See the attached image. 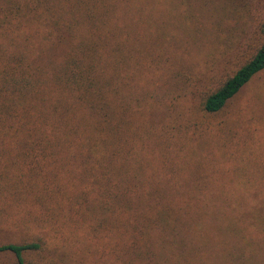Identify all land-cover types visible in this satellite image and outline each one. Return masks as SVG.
I'll use <instances>...</instances> for the list:
<instances>
[{"label":"rangeland","instance_id":"1","mask_svg":"<svg viewBox=\"0 0 264 264\" xmlns=\"http://www.w3.org/2000/svg\"><path fill=\"white\" fill-rule=\"evenodd\" d=\"M150 12L153 30L164 22L163 34L122 40L134 44L135 53L129 61L120 60L121 97L128 98L120 99L121 130L126 139L132 137L120 156V181L133 187L132 197L164 192L180 200L193 191L202 197H220L216 205L224 204L222 197L260 203L264 198V69L215 114L203 115L197 104L263 40L264 0H166L152 3ZM126 19L120 15L121 24L126 25ZM139 29L145 32L146 26L141 24ZM14 140L19 142L0 135V243L20 242L39 232L49 250L31 257V264L50 260L145 264L128 252V239L134 235L124 229L116 235L115 229L103 225L90 234L87 213L74 212L76 193L84 190L87 203L95 204L104 189L101 178L79 177L81 151L58 149L33 165L21 156L12 166L22 149L10 145ZM36 150L42 153L41 148ZM92 163L96 171L100 169L94 159ZM72 174L73 185L65 180ZM193 185L203 186H194V191ZM68 227L71 236L65 234ZM108 230L115 233L103 240ZM0 264L15 261L0 253Z\"/></svg>","mask_w":264,"mask_h":264},{"label":"trees","instance_id":"2","mask_svg":"<svg viewBox=\"0 0 264 264\" xmlns=\"http://www.w3.org/2000/svg\"><path fill=\"white\" fill-rule=\"evenodd\" d=\"M165 1L0 0V135L19 139L10 144L22 148L12 166L21 156L33 165L58 149L81 151L79 177L101 178L104 189L95 204L87 203L86 192L80 190L72 205V186L68 200L74 212L87 213L90 234L103 225L116 235L123 229L134 235L128 239V252L142 263L264 264V198L239 203L238 198L222 197L224 204L216 205L220 197L193 191L180 200L164 192L132 197L133 187L120 181V156L132 138L126 139L121 130L120 99L128 98L121 97L120 60L129 61L135 53L134 44L122 40L163 34L164 22L153 30L150 6ZM121 14L126 25L120 23ZM263 69L264 38L199 98L198 110L215 114ZM65 180L73 185L74 175ZM114 233L108 230L102 239ZM29 234L20 242L0 243V253L12 256L15 264H31V257L49 247L43 234ZM65 234L71 236L70 227ZM116 258L120 261L119 251Z\"/></svg>","mask_w":264,"mask_h":264}]
</instances>
